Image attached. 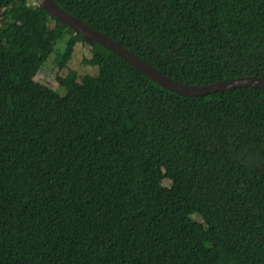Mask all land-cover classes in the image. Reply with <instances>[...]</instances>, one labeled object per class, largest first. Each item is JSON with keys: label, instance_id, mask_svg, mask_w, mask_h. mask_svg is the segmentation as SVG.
I'll return each mask as SVG.
<instances>
[{"label": "trees", "instance_id": "16d2710c", "mask_svg": "<svg viewBox=\"0 0 264 264\" xmlns=\"http://www.w3.org/2000/svg\"><path fill=\"white\" fill-rule=\"evenodd\" d=\"M54 2L178 82L264 77V0ZM83 40L0 0V264H264V89L179 95L87 39L79 75Z\"/></svg>", "mask_w": 264, "mask_h": 264}, {"label": "water", "instance_id": "95a60500", "mask_svg": "<svg viewBox=\"0 0 264 264\" xmlns=\"http://www.w3.org/2000/svg\"><path fill=\"white\" fill-rule=\"evenodd\" d=\"M35 1L48 16L53 17L60 23L71 28L75 33L80 34L83 39L90 40L118 56L147 79L153 81L156 85L167 91L184 96L202 97L208 94L238 88L252 87L264 89V77L259 76H243L203 85H189L187 83L178 82L149 65L105 34L65 12L54 2V0Z\"/></svg>", "mask_w": 264, "mask_h": 264}, {"label": "rangeland", "instance_id": "374dc122", "mask_svg": "<svg viewBox=\"0 0 264 264\" xmlns=\"http://www.w3.org/2000/svg\"><path fill=\"white\" fill-rule=\"evenodd\" d=\"M37 3L35 0H27L28 6H35ZM90 47L91 43L84 39L80 43L76 44L74 47V52L72 54L71 60L68 63V68L71 70L76 71L79 75H85V74H91L93 75L95 73V68H91L89 66H85L82 63L83 57H89L90 56ZM49 64V63H48ZM61 74H64L66 72L60 70ZM49 74V65H45L41 68L40 72L38 73L37 77L40 78L42 76H47ZM53 88H55V85H52ZM173 198L176 201H180L183 199L182 194L179 191H175L173 193ZM200 222V221H199ZM200 227H203L202 222L200 223ZM201 235V230H196L191 234V237L196 239L199 238Z\"/></svg>", "mask_w": 264, "mask_h": 264}]
</instances>
